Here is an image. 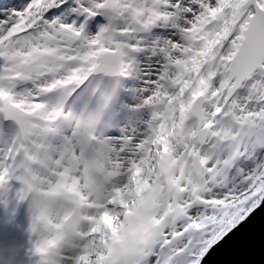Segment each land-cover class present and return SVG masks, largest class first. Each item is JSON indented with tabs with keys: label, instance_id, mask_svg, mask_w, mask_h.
Segmentation results:
<instances>
[{
	"label": "snow or ice",
	"instance_id": "snow-or-ice-1",
	"mask_svg": "<svg viewBox=\"0 0 264 264\" xmlns=\"http://www.w3.org/2000/svg\"><path fill=\"white\" fill-rule=\"evenodd\" d=\"M106 164L122 179L100 198ZM13 182L84 202L56 264H201L264 202V0L0 4Z\"/></svg>",
	"mask_w": 264,
	"mask_h": 264
},
{
	"label": "clouds",
	"instance_id": "clouds-1",
	"mask_svg": "<svg viewBox=\"0 0 264 264\" xmlns=\"http://www.w3.org/2000/svg\"><path fill=\"white\" fill-rule=\"evenodd\" d=\"M111 171L113 168L109 164L105 165L103 172L96 168L91 170L100 198L110 192L113 183H119L122 179L119 176H109ZM20 196L22 200H30L29 231L36 237L34 250H41L35 251L39 264H56L67 234L75 232L86 222L84 202L75 194L56 186L40 188L25 185Z\"/></svg>",
	"mask_w": 264,
	"mask_h": 264
},
{
	"label": "rangeland",
	"instance_id": "rangeland-1",
	"mask_svg": "<svg viewBox=\"0 0 264 264\" xmlns=\"http://www.w3.org/2000/svg\"><path fill=\"white\" fill-rule=\"evenodd\" d=\"M21 2L27 3V0ZM20 192L21 185L16 182L0 188V264H39L34 250L36 237L29 231L30 200H22ZM89 227L88 222L82 223L78 234L87 232ZM82 242L80 235L66 236L60 253L72 257L77 254ZM15 249L18 251L16 257L13 256Z\"/></svg>",
	"mask_w": 264,
	"mask_h": 264
},
{
	"label": "water",
	"instance_id": "water-1",
	"mask_svg": "<svg viewBox=\"0 0 264 264\" xmlns=\"http://www.w3.org/2000/svg\"><path fill=\"white\" fill-rule=\"evenodd\" d=\"M68 236L78 237V229ZM201 264H264V202L212 247Z\"/></svg>",
	"mask_w": 264,
	"mask_h": 264
},
{
	"label": "bare ground",
	"instance_id": "bare-ground-1",
	"mask_svg": "<svg viewBox=\"0 0 264 264\" xmlns=\"http://www.w3.org/2000/svg\"><path fill=\"white\" fill-rule=\"evenodd\" d=\"M14 0H0V4H13ZM15 252H17V250H14Z\"/></svg>",
	"mask_w": 264,
	"mask_h": 264
}]
</instances>
